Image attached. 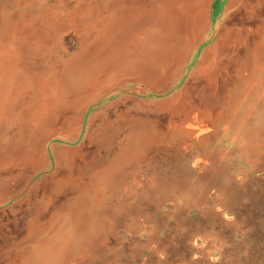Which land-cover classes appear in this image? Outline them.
<instances>
[{
    "label": "rangeland",
    "instance_id": "374dc122",
    "mask_svg": "<svg viewBox=\"0 0 264 264\" xmlns=\"http://www.w3.org/2000/svg\"><path fill=\"white\" fill-rule=\"evenodd\" d=\"M160 1L0 0V20L25 10L41 18L43 27L54 25L50 51L27 55L31 68L53 69L96 32L86 9L98 5L107 19ZM226 2L221 19L216 11L225 0H201L193 8L192 51L168 78L130 79L85 102L77 95L61 118L33 130L27 118L0 127V264H22L26 254L39 253L44 241L70 227L71 204L81 198L89 223L84 233L98 224L101 233L74 258L88 256L92 264H264V108L249 120L246 140L235 138L220 119L190 148L181 147V136L152 142L111 181L110 162L120 147L99 138L115 106L137 123L161 124L165 133L164 119L173 112L182 121H214L211 111L219 104L204 90L213 83L222 21L237 13L231 22L236 28L252 33L264 25V0ZM227 77L233 80L225 92L230 95L238 82L234 72ZM15 88L22 98L21 86ZM185 89L191 91L190 107H179Z\"/></svg>",
    "mask_w": 264,
    "mask_h": 264
},
{
    "label": "bare ground",
    "instance_id": "6f19581e",
    "mask_svg": "<svg viewBox=\"0 0 264 264\" xmlns=\"http://www.w3.org/2000/svg\"><path fill=\"white\" fill-rule=\"evenodd\" d=\"M200 1L161 0L160 5L132 8L107 19L100 13L99 6L94 5L84 14L88 22H97L96 32L86 38L72 59L53 69L31 68L27 55L39 50L50 51L54 25L43 27L39 22L41 18L25 10L5 14L0 20V127L14 117L27 118L33 130L37 124L61 118L62 108L74 104L72 98L77 95H82L85 102L130 79L168 78L173 68L192 51L193 34L189 23L193 8ZM228 5L225 0L221 12L215 9L219 19L223 18ZM236 14H229L216 33L220 46L212 59L215 69L209 81L213 83L204 90L205 97L211 96L219 104L211 111L214 121L201 122L193 115L191 121L183 122L182 115L173 112L164 119L165 133L161 124L145 125L142 120L137 123L127 111L115 106L109 116V128L99 135L101 140L120 147L119 154L110 162L109 181L132 162H138L143 157L141 152L148 151L152 142H167L171 137L181 136L185 139L181 147L190 148L211 131L210 124L220 119L228 129L234 130L235 138L250 137L249 120L264 108V25L252 33L244 30V26L236 28L231 25ZM240 20L243 22L242 18ZM257 40L260 41L254 44ZM230 72H234L238 83L234 91L230 89V95H226L227 85L233 83L232 78L227 77ZM16 86H21L22 98ZM191 98V91L185 89L179 107H190ZM18 107L22 108L19 115ZM3 160L0 158V164ZM87 195L84 192L83 196ZM85 206L83 198L73 202L70 227L53 240L44 241L39 253L24 254L22 264H92L88 256L82 260L74 258L83 254L93 238L101 233L96 222L97 227L92 226L84 233L83 229L89 225L88 217L81 212Z\"/></svg>",
    "mask_w": 264,
    "mask_h": 264
}]
</instances>
